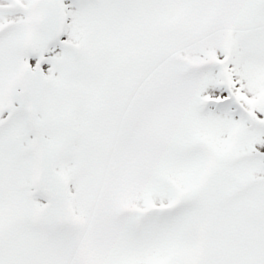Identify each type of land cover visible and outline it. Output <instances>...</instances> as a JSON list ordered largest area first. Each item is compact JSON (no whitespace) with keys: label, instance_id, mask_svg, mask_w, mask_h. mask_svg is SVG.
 <instances>
[{"label":"snow or ice","instance_id":"1","mask_svg":"<svg viewBox=\"0 0 264 264\" xmlns=\"http://www.w3.org/2000/svg\"><path fill=\"white\" fill-rule=\"evenodd\" d=\"M0 264H264V0H0Z\"/></svg>","mask_w":264,"mask_h":264}]
</instances>
